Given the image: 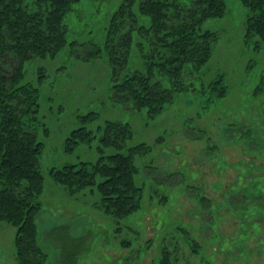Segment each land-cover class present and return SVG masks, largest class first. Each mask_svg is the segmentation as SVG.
I'll return each instance as SVG.
<instances>
[{
	"label": "rangeland",
	"instance_id": "obj_1",
	"mask_svg": "<svg viewBox=\"0 0 264 264\" xmlns=\"http://www.w3.org/2000/svg\"><path fill=\"white\" fill-rule=\"evenodd\" d=\"M120 1L79 0L64 18L67 44L54 57L24 65V80L39 87L34 125L43 143L44 184L35 217L43 264H57L66 236L78 239L77 264H161L165 248L175 264H264V41L245 36L249 10L241 0H224L225 14L203 22L202 30L218 33L209 60L185 79L188 88L149 117L144 108L112 99L104 42ZM72 41L97 44L103 53L83 60L73 54ZM131 48L119 80L145 70L146 49L134 42ZM219 76L227 90L216 97L210 83ZM91 111L97 117L83 121ZM105 120L129 123L131 137L103 154L126 153L141 142L150 146L135 158L139 206L123 217L96 205L94 185L71 192L49 174L64 163L95 162ZM80 126L95 136L67 152L65 139ZM15 231L0 221V264H16Z\"/></svg>",
	"mask_w": 264,
	"mask_h": 264
},
{
	"label": "trees",
	"instance_id": "obj_2",
	"mask_svg": "<svg viewBox=\"0 0 264 264\" xmlns=\"http://www.w3.org/2000/svg\"><path fill=\"white\" fill-rule=\"evenodd\" d=\"M78 1L0 0V221L15 227L16 264H43L46 258L39 246L35 217L42 205L44 184L39 168L43 143L37 140L34 125L39 122V87L24 80V65L37 57H54L67 44L64 18ZM241 3L249 10L245 36L256 35L263 42L264 0ZM225 12L224 0H190L185 5L176 0H121L111 15L104 42L114 79L112 99L132 110L144 108L149 117L159 113L175 92L188 88L185 79L197 73L211 56L218 33L202 30L201 25ZM133 42L138 50L146 49L142 53L145 70H134L119 80ZM68 43L73 45V54L83 60L103 53L94 43ZM39 73V78L46 76ZM210 88L216 97L227 90L222 76L212 81ZM96 117L92 111L81 116L83 121ZM98 130L100 155L95 162L64 163L52 167L49 174L71 192L94 185L100 196L96 205L114 217H123L139 206L142 187L135 182L139 172L135 158L150 146L141 142L126 153L105 155L106 147H123L131 137V128L129 123L105 120ZM94 136L91 130L77 127L66 137L65 148L71 152L79 143H90ZM62 241L57 264H77L74 242L78 239L66 236ZM164 258L161 264L176 263L167 248Z\"/></svg>",
	"mask_w": 264,
	"mask_h": 264
}]
</instances>
